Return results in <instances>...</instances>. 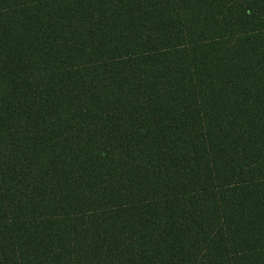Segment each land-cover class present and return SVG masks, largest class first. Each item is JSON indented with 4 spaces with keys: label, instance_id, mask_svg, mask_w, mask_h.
I'll return each instance as SVG.
<instances>
[{
    "label": "trees",
    "instance_id": "16d2710c",
    "mask_svg": "<svg viewBox=\"0 0 264 264\" xmlns=\"http://www.w3.org/2000/svg\"><path fill=\"white\" fill-rule=\"evenodd\" d=\"M0 264H264V0H0Z\"/></svg>",
    "mask_w": 264,
    "mask_h": 264
}]
</instances>
